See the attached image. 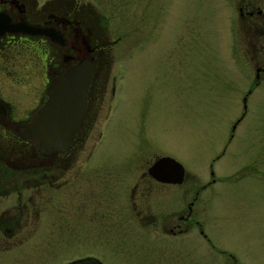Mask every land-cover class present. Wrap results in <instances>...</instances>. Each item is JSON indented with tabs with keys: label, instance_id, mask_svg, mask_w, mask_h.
<instances>
[{
	"label": "rangeland",
	"instance_id": "obj_1",
	"mask_svg": "<svg viewBox=\"0 0 264 264\" xmlns=\"http://www.w3.org/2000/svg\"><path fill=\"white\" fill-rule=\"evenodd\" d=\"M77 2L88 3L101 16L107 38L115 43L105 54L111 62L108 78L112 72H127L121 103L90 165L93 177L83 183L77 198L72 196L73 202H81L75 206L82 204V211H69L66 198L59 209L50 205L53 213L47 206L36 237L1 252L0 264H68L81 257L102 264H218L224 257L211 251V243L238 264H264V75L255 74L264 65V42L253 40L254 53L245 46L235 7L238 0ZM261 5L264 10V0ZM9 53L10 60H0V98L18 119L21 107L34 98L29 93L34 87L41 90L43 68L30 47H11ZM24 85L34 87L20 94ZM242 115L229 144L230 130ZM226 142V154L212 170L220 180L212 192L199 196L193 217L210 245L196 233L186 240L157 242L144 236L138 225H130L137 233L133 235L119 223L113 194L123 196L126 206L122 191L127 187L124 182L119 187L107 173L125 168L133 151H148L135 159L137 172L149 161L150 166L156 153L176 158L189 172L183 202L178 199L182 189L153 187L149 181L146 197L137 195L135 209L147 218L145 224L153 223L148 215L158 220L149 231L162 232L160 227L182 225L176 217L196 189L211 181L209 164ZM137 175L135 181L140 179ZM15 199H0V211L15 205ZM49 215L56 218L55 225L48 223ZM195 226L189 229L196 232ZM26 233L20 230L18 239Z\"/></svg>",
	"mask_w": 264,
	"mask_h": 264
},
{
	"label": "flooded vegetation",
	"instance_id": "obj_2",
	"mask_svg": "<svg viewBox=\"0 0 264 264\" xmlns=\"http://www.w3.org/2000/svg\"><path fill=\"white\" fill-rule=\"evenodd\" d=\"M261 4L262 0H238L235 4L241 24V36L246 41L245 46L251 49L253 53L257 50L256 44L252 43L253 40L264 42V10ZM0 14L8 17L13 25L25 24L38 30V33L33 35L16 34L1 37L0 60L7 62L13 57L9 53L11 47L24 48L25 50L30 47L32 51L34 50L39 54L35 61L42 64L44 72L43 74L40 70L44 80L40 91L36 92L37 87L34 86H21L20 94H27L25 92L32 87H34L35 92L29 93L34 98L31 104L21 107L23 114L18 119H14L11 105L0 98V104L6 108V115L0 116V180H5V182L19 180L24 183H0V199L5 201L9 198H16L13 200L15 205L0 211L1 253L18 249L26 240L36 237V232L42 223L41 216L47 206L53 213L50 205L52 204L55 210L59 209L58 207L66 198L64 203H68L69 211L73 212L78 208L80 209L77 211H82V204H79L78 208L75 206L81 202H73L72 196L75 193L73 197L77 198V192H81L83 183H87L89 178L93 177L91 174L93 168H90V165L103 146L120 106L122 84L126 79L127 72H112L108 78L111 62L110 56L106 55L105 52L115 43L107 38L106 29L101 25V21H103L101 16L88 3H79L77 0H0ZM261 47L264 58L263 44ZM84 61H87L90 67L89 81L86 91L78 98V105H82V108L77 109L73 116L74 119H79V122L69 146L64 151L44 152L39 149L37 144L22 140L20 127L32 120L37 110L48 100V95L57 91V89L49 91L50 85L59 84L70 69L79 66ZM115 65L118 66L119 63L116 62ZM255 74L257 78L264 75V65L256 68ZM243 111H246L244 107ZM244 117L245 115H242L240 120L236 122V126L234 125L235 128H231L227 139L229 144L232 140L231 134L235 132L236 127ZM227 142L222 152L211 159L209 164L211 181L196 189L197 191L192 195V201L185 203L180 210V215L176 217V221L184 225V228H181L182 225L175 224L170 229L160 227L158 230L161 229L162 232L149 231L150 226L156 228L158 220L155 219L154 215L155 218L148 215L153 223L145 224L147 218L141 216L135 209L137 195L139 194L141 199L146 197L148 191L144 186L149 181V185L153 187L182 189L178 199L183 202L184 193L187 192L189 186V172L176 158L161 156L159 153L155 154L154 161L150 166L148 165L149 161L146 167L137 172L135 159L140 153L147 154L148 151H133L124 162L125 168L111 169L113 172L107 173L108 177L117 179L115 184H118L119 187L122 182L126 183L125 187H127L126 195L125 191H122L126 198V206L123 196L119 197L120 194H116L117 192L113 194L116 202L115 213L119 223L127 225L130 229L129 233L131 232L130 234L133 235L137 233L130 225H138L145 230L142 233L144 236L157 242L184 240V237H191L196 233L207 245H210L204 232L201 231V225L198 222L195 223L193 217L194 212L199 208V196L206 191L211 190L212 192L213 187L215 188L220 180L219 178L215 179L216 175L212 170L225 156ZM162 158L173 159L181 165L183 170L181 180L176 176L174 167L165 169L161 173L163 178L180 181L179 183H161L150 176L149 170L156 161ZM136 173L140 177L138 181L134 180ZM103 180L102 178V182ZM104 181H108V179ZM102 182L100 179L97 180L98 184ZM200 207L202 208V205ZM13 214H17V216H12ZM82 219L80 216L78 223H81ZM47 220L50 225L56 223L54 216L49 215ZM69 223L71 222L69 221ZM190 225L191 227L196 225L197 231L192 232L189 229ZM22 229H26L27 233L18 239L20 237H18V233ZM18 240L21 241L18 242ZM210 248L216 256L224 257L222 262L217 260L218 264H238L232 255L225 252L221 253L212 243ZM211 259L213 261L214 258ZM81 260L102 264L99 260L90 257H81L75 261ZM211 264L215 263L211 262Z\"/></svg>",
	"mask_w": 264,
	"mask_h": 264
},
{
	"label": "water",
	"instance_id": "obj_3",
	"mask_svg": "<svg viewBox=\"0 0 264 264\" xmlns=\"http://www.w3.org/2000/svg\"><path fill=\"white\" fill-rule=\"evenodd\" d=\"M18 33L33 35L37 34L38 30L25 24L12 25L6 16L0 14V37L5 34ZM89 73L90 67L87 61H84L79 66L70 69L59 84L50 85L49 91H53V89H57V91H53L52 94L48 95L49 100L32 120L20 127L22 131V134H20L21 139L37 144L39 149L44 152L64 151L69 146L71 137L79 122V119H74L73 116L77 109L82 108V105H78V98L87 89ZM5 113V108L0 105V116H5ZM171 167L175 168L176 176L181 180L182 168L173 160L167 158L157 161L149 170V174L161 183H179L180 181H174L170 178L167 180L162 177L161 173ZM73 264L94 263L76 262Z\"/></svg>",
	"mask_w": 264,
	"mask_h": 264
},
{
	"label": "bare ground",
	"instance_id": "obj_4",
	"mask_svg": "<svg viewBox=\"0 0 264 264\" xmlns=\"http://www.w3.org/2000/svg\"><path fill=\"white\" fill-rule=\"evenodd\" d=\"M101 147V146H100Z\"/></svg>",
	"mask_w": 264,
	"mask_h": 264
}]
</instances>
